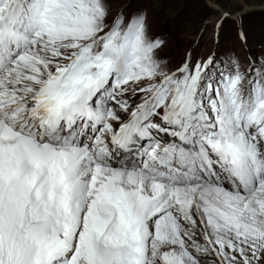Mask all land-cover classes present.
Segmentation results:
<instances>
[{"label": "snow or ice", "instance_id": "6c2138e0", "mask_svg": "<svg viewBox=\"0 0 264 264\" xmlns=\"http://www.w3.org/2000/svg\"><path fill=\"white\" fill-rule=\"evenodd\" d=\"M167 43L134 0H0V264H264V58Z\"/></svg>", "mask_w": 264, "mask_h": 264}, {"label": "rangeland", "instance_id": "374dc122", "mask_svg": "<svg viewBox=\"0 0 264 264\" xmlns=\"http://www.w3.org/2000/svg\"><path fill=\"white\" fill-rule=\"evenodd\" d=\"M147 7L154 33L167 37V45L161 55L173 63L182 60L191 50L195 36L206 19L217 13L206 6V0H134ZM233 20L222 25L219 38L213 39L210 26L194 46L193 58L208 55L212 51H230L240 58H264V0H230ZM239 16V19H236ZM243 32L244 38L240 33Z\"/></svg>", "mask_w": 264, "mask_h": 264}]
</instances>
